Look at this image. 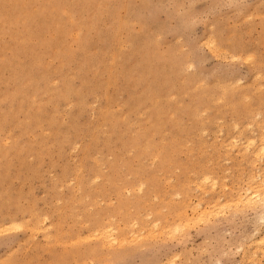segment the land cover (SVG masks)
Segmentation results:
<instances>
[{"label": "rangeland", "instance_id": "obj_1", "mask_svg": "<svg viewBox=\"0 0 264 264\" xmlns=\"http://www.w3.org/2000/svg\"><path fill=\"white\" fill-rule=\"evenodd\" d=\"M263 144L264 0H0V264H264Z\"/></svg>", "mask_w": 264, "mask_h": 264}, {"label": "bare ground", "instance_id": "obj_2", "mask_svg": "<svg viewBox=\"0 0 264 264\" xmlns=\"http://www.w3.org/2000/svg\"><path fill=\"white\" fill-rule=\"evenodd\" d=\"M212 43V42H211ZM210 48V47H209ZM219 48V47H218ZM215 50V49H214ZM221 50V49H220ZM263 87V86H262ZM221 100V99H220ZM258 114V113H257ZM204 133V132H203ZM232 140V139H231ZM248 140V139H247ZM250 141V140H249ZM251 142V141H250ZM250 142H249V144H250ZM234 143V142H233ZM253 143V142H252ZM252 145V144H251ZM248 146H250V145H248ZM261 148V150H263V151H261V152H264V144L262 145V147H260ZM246 149V148H245ZM243 151H245V150H243ZM258 151V150H257ZM257 152H255V154H256ZM261 154H263V153H261ZM260 159V158H259ZM263 161H264V157H262L261 158ZM260 159V160H261ZM257 160H258V158H257ZM260 173H261V171H260ZM257 174V173H256ZM258 176L260 177V186L262 187V189L260 188V190H257V191H254V192H251V190H250V188H246L245 190H247V193L248 194H253V196H252V198H257V199H260V200H262V201H264V171H263V173H261L260 175L258 174ZM257 179V178H256ZM254 180V179H253ZM259 180V179H258ZM215 182H216V180H215ZM214 182V183H215ZM251 187V186H250ZM244 193V192H243ZM242 196V195H241ZM249 196H251V195H248L245 199H244V201L245 200H247V199H249ZM244 197V196H243ZM240 199V198H239ZM251 199V198H250ZM241 200H242V197H241ZM237 201V200H236ZM253 201V200H252ZM233 202V201H232ZM235 202V201H234ZM233 202V203H234ZM248 202V201H247ZM199 205V204H198ZM222 205V204H221ZM230 204H228V206H229ZM196 206V205H195ZM236 206V205H235ZM196 207H200V205L199 206H196ZM202 211H204V210H202ZM262 218V217H261ZM10 225V224H9ZM16 226H17V224H16ZM155 226H157V225H155ZM49 227V226H48ZM108 228H110V227H108ZM41 229V228H40ZM37 230V229H36ZM110 230H111V228H110ZM1 232H2V230H1ZM95 232H97V231H95ZM106 233V235H105V238L108 240V242H116L117 240H118V237L116 236V235H114V234H112V233H108L107 231L105 232ZM107 233H108V235H107ZM101 236V235H100ZM259 241L262 243V244H264V235H262V236H260L259 238ZM123 241V240H122ZM258 241V240H257ZM103 245H105V244H103ZM107 246V245H106ZM263 250V249H262ZM264 251V250H263Z\"/></svg>", "mask_w": 264, "mask_h": 264}]
</instances>
